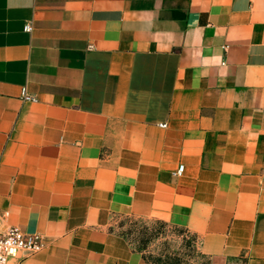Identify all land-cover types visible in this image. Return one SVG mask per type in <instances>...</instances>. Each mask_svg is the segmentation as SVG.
<instances>
[{
  "label": "crops",
  "instance_id": "1",
  "mask_svg": "<svg viewBox=\"0 0 264 264\" xmlns=\"http://www.w3.org/2000/svg\"><path fill=\"white\" fill-rule=\"evenodd\" d=\"M119 217L264 264V0H0V232L45 241L13 263L147 264Z\"/></svg>",
  "mask_w": 264,
  "mask_h": 264
},
{
  "label": "rangeland",
  "instance_id": "2",
  "mask_svg": "<svg viewBox=\"0 0 264 264\" xmlns=\"http://www.w3.org/2000/svg\"><path fill=\"white\" fill-rule=\"evenodd\" d=\"M115 232L143 256L147 264H208L191 232L159 221L136 217L114 220ZM230 264H244L233 261Z\"/></svg>",
  "mask_w": 264,
  "mask_h": 264
},
{
  "label": "built area",
  "instance_id": "3",
  "mask_svg": "<svg viewBox=\"0 0 264 264\" xmlns=\"http://www.w3.org/2000/svg\"><path fill=\"white\" fill-rule=\"evenodd\" d=\"M31 25L27 24L26 31H31ZM25 101H36L35 97L24 95ZM181 167L179 172H182ZM45 247L44 238L40 234H29L18 227H9L0 232V264H14L20 257L32 256L39 253Z\"/></svg>",
  "mask_w": 264,
  "mask_h": 264
},
{
  "label": "trees",
  "instance_id": "4",
  "mask_svg": "<svg viewBox=\"0 0 264 264\" xmlns=\"http://www.w3.org/2000/svg\"><path fill=\"white\" fill-rule=\"evenodd\" d=\"M208 264H209V262H208Z\"/></svg>",
  "mask_w": 264,
  "mask_h": 264
}]
</instances>
